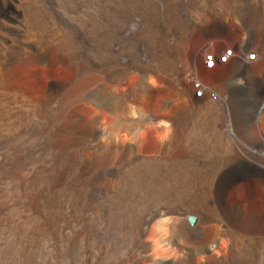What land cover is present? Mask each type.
<instances>
[{"label":"bare ground","instance_id":"1","mask_svg":"<svg viewBox=\"0 0 264 264\" xmlns=\"http://www.w3.org/2000/svg\"><path fill=\"white\" fill-rule=\"evenodd\" d=\"M128 1L0 0V235L16 225L9 243L23 260L29 239L50 241L55 264H264V209L245 194L254 179L264 196V72L249 56L264 49V0H159L169 11L150 21ZM233 32L241 58L222 75L226 96L204 84L198 96L194 35ZM148 39L164 56L135 53ZM170 155L204 181L178 195L135 180Z\"/></svg>","mask_w":264,"mask_h":264},{"label":"rangeland","instance_id":"2","mask_svg":"<svg viewBox=\"0 0 264 264\" xmlns=\"http://www.w3.org/2000/svg\"><path fill=\"white\" fill-rule=\"evenodd\" d=\"M58 1L59 0H57V3H58ZM130 2H131V4H133V2L135 4V19H144L145 21H150L152 19H148V14L150 13V11H152L154 9H158V8L164 13H168V11H169V7H167L168 5L165 2H160L159 0L156 3H154L153 0H134V1L130 0ZM217 2L220 4L228 5V6L231 3L230 0H218ZM106 4H110V5L114 4L113 5L114 7H117V8L122 7L121 9H124V8L125 9L126 8L131 9L132 8L128 0H110V2H109V0H106ZM194 7H196V8H194ZM88 8L89 7H85L84 12H91L92 11L91 12L92 16L90 19H102L99 16H97L95 9L92 10V9H90V8L88 9ZM163 8H164V10H163ZM85 9L87 11H85ZM190 9L194 14H196L198 16H200L202 14V9L199 8V6L196 5L195 3L193 4V2L190 3ZM108 13H107L108 19H111V20L120 19V18H118V16L115 13H113L111 11H109ZM176 19L179 20L181 18L179 15H177ZM239 22L240 21H238V23ZM240 38H241V34L236 33V32L231 33L227 38H221L218 36H214L212 38V40H210V41H206V40L202 39L201 37L194 35L193 42L197 46V48L199 49L200 71H199L198 77H199L200 81L196 82L193 75H191L190 84H191L192 88L194 89V91H197L198 96H200V93H202L199 89L202 87L203 84L211 87L215 91V93L212 94V96L214 98H217V95H216L217 93L221 97L226 96L227 91L224 88V86L222 85L221 78H222L223 73H225L226 69L228 68L229 64L232 62V60H234L236 58L237 59L241 58V53H240V51H238V48H237V42L240 40ZM140 42H142V41H140ZM145 44H146V46H145ZM145 47L148 50L154 48L155 50H153V52L154 53L156 52V54H159V55L165 54V49L163 48V46H161V48H160L159 44H157L152 39H148L146 42H142L141 44H139V42L135 41V53H139L140 50H142V49L145 50L146 49ZM230 49L236 50L237 53H236V55H234L231 58L229 63L226 64L225 62H221L219 64H216L212 68L208 67V64H207V57L208 56H210L212 54L222 56L225 51H228ZM251 55H255L256 59L251 58ZM251 55H249V56L252 59L251 60L252 63L254 64V74H256L257 78H261L263 75V72H264V49L261 50V48H260L258 50V53L253 52V54H251ZM207 69H214L215 72L209 73V72H207ZM12 83L15 87L21 86V84L18 83V81H16V80L12 81ZM156 94H158V92L154 93V95H156ZM156 103L157 102L154 101L153 97L149 99L148 104L151 105V107L153 106V108H155V106H157ZM242 104L244 106L246 104V101H243ZM168 111L170 112V111H172V109H169ZM168 111L164 112V114L168 113ZM112 122H113L112 117L110 115L106 116L105 123L107 125H111ZM146 132H154V129L148 128V129H146ZM71 149H74V146L72 147L71 142L67 139L64 146H63V150L65 152L63 151V153H62L63 160H65V161H63V163L67 166H70L71 164H73L70 160H68V159H70L69 156H70V152L72 151ZM175 157H177L179 159H177ZM162 161H166V163L164 162L165 165L161 161L154 162L153 166L151 167L152 170L149 169L151 172L146 171V172H143V174H139V173L135 172L137 174V175L135 174V180L138 177V181H140V180L141 181H167L169 184L174 186V190H175L174 192L178 195H183L187 191V189L190 187L188 185H190V183H192L191 181H204L200 177V174H201V171L199 170L200 168L189 167L188 165L183 163V161L180 159V157H178V155H170L168 157H165L164 160H162ZM159 162H161L160 165H158ZM162 165H164V166H162ZM155 169H159V170L156 171ZM145 175L147 176V178ZM180 181L185 182V183H180ZM188 181H190V182L187 184L186 182H188ZM247 184L248 185H247L246 190H245L247 200L250 203L254 204L259 210H263L264 209V196H263L262 192H260L261 189H260L257 181H254V179H249V181H247ZM180 188H181V190H180ZM235 188L239 189V185H236ZM190 218L191 217L189 216V221H190ZM13 225H12V227L14 229L12 227H9L10 229L6 228L7 230H4L5 232L3 231L2 234L0 235V242L2 240V242L0 243V257H2L4 259L2 262H0V264H6V263L7 264H14V263L15 264H18V263L19 264H35L37 261H38L37 264H55V262H54L55 261V258H54L55 252L53 249L54 247H53V245H51L52 243L50 241H49V243H48V241H44V243H40V245H38L39 244L38 242H36L33 239H31V241H30V239H29L28 241H29L30 247H32V249L30 248L31 249L30 255L27 258H25L27 260H23L19 256H17L15 254V251L11 248L10 243H9L10 242L9 240L14 236V234H16V225L15 226H13ZM10 231H11V233H10ZM1 236L3 238H1ZM10 236H11V238H10ZM4 239H6V242L4 241ZM33 242H34V244H33ZM7 244H9V245H7ZM48 244H50V245L47 246ZM7 247H9V249L11 248V250L9 251V249ZM7 251H9V252H7ZM40 251L42 252L41 254H40ZM51 251H52V253L50 254ZM31 256H32V259L30 258ZM5 257H6V260H5ZM2 258H0V261L2 260ZM39 259H41L40 263H39ZM18 260H19V262H18ZM43 261H45V262H43Z\"/></svg>","mask_w":264,"mask_h":264},{"label":"built area","instance_id":"3","mask_svg":"<svg viewBox=\"0 0 264 264\" xmlns=\"http://www.w3.org/2000/svg\"><path fill=\"white\" fill-rule=\"evenodd\" d=\"M236 53H237L236 50L230 49L227 52H224L222 56L212 54L207 57V64L208 66H212L215 63L226 62L229 59V57L236 55ZM251 58H255V55H251Z\"/></svg>","mask_w":264,"mask_h":264},{"label":"water","instance_id":"4","mask_svg":"<svg viewBox=\"0 0 264 264\" xmlns=\"http://www.w3.org/2000/svg\"><path fill=\"white\" fill-rule=\"evenodd\" d=\"M190 220L193 223L195 221V218L191 217Z\"/></svg>","mask_w":264,"mask_h":264}]
</instances>
